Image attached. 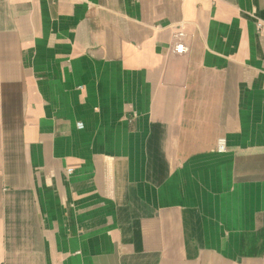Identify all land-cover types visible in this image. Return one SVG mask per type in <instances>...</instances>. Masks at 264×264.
I'll list each match as a JSON object with an SVG mask.
<instances>
[{
    "label": "crops",
    "instance_id": "obj_1",
    "mask_svg": "<svg viewBox=\"0 0 264 264\" xmlns=\"http://www.w3.org/2000/svg\"><path fill=\"white\" fill-rule=\"evenodd\" d=\"M258 20L264 0L1 1L0 264H264Z\"/></svg>",
    "mask_w": 264,
    "mask_h": 264
},
{
    "label": "built area",
    "instance_id": "obj_2",
    "mask_svg": "<svg viewBox=\"0 0 264 264\" xmlns=\"http://www.w3.org/2000/svg\"><path fill=\"white\" fill-rule=\"evenodd\" d=\"M3 0H0V2ZM264 27V22L262 20H258L256 22V28L258 31L262 30ZM186 34L182 29L174 32L173 34V42L171 43L170 50L175 54H186L189 52V46L185 43ZM79 127H82V124H78ZM227 143L224 138H221L217 142V151L222 153L226 152ZM71 172V170H69Z\"/></svg>",
    "mask_w": 264,
    "mask_h": 264
}]
</instances>
